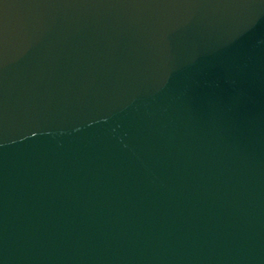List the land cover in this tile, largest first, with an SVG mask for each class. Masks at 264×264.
Instances as JSON below:
<instances>
[{"label": "water", "instance_id": "95a60500", "mask_svg": "<svg viewBox=\"0 0 264 264\" xmlns=\"http://www.w3.org/2000/svg\"><path fill=\"white\" fill-rule=\"evenodd\" d=\"M0 264H264V0H0Z\"/></svg>", "mask_w": 264, "mask_h": 264}]
</instances>
